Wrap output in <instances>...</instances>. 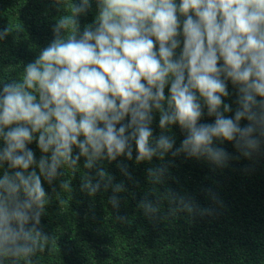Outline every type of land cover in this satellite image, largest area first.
Instances as JSON below:
<instances>
[{
  "label": "clouds",
  "instance_id": "clouds-1",
  "mask_svg": "<svg viewBox=\"0 0 264 264\" xmlns=\"http://www.w3.org/2000/svg\"><path fill=\"white\" fill-rule=\"evenodd\" d=\"M96 2L95 24L81 33L78 17L91 7L90 0L71 5L54 0L70 14L65 11L56 20L54 39L24 66L22 79L0 89V138L6 145L0 149V166L20 169L0 177V264L5 259L33 264L32 257L55 242L39 227L48 198L41 178L51 184L59 169L75 168L81 156L86 169L96 168V182L83 177L81 190L95 195L102 186L111 187L109 203L118 208L115 193L125 191L124 184H113V177L96 165L122 155L131 160L133 142L137 163L164 160L175 141L164 134L153 139L154 109L162 130L178 123L187 132L174 156L206 158L224 167L229 154L214 146V139L234 141L250 158L264 138V0ZM178 13L185 17L182 26ZM9 33V28L0 32V40ZM181 34L183 48L175 58ZM227 80L239 90L234 118L225 115L231 106L222 99L229 95ZM201 99L214 123L198 124ZM126 117L130 120L121 123ZM245 119L249 123L241 127ZM33 140L51 155L37 161L27 147ZM74 146L79 149L75 156ZM122 171L130 178L126 168ZM167 172L164 164L149 168L148 180L159 185ZM60 186L70 188L66 181ZM164 200L175 205L172 216L197 210L190 198L171 190L157 194L155 203L145 197L139 207L156 216Z\"/></svg>",
  "mask_w": 264,
  "mask_h": 264
},
{
  "label": "trees",
  "instance_id": "trees-1",
  "mask_svg": "<svg viewBox=\"0 0 264 264\" xmlns=\"http://www.w3.org/2000/svg\"><path fill=\"white\" fill-rule=\"evenodd\" d=\"M90 2L91 7L78 17L81 33L86 26L95 24L98 15L96 0ZM175 2L179 5L180 0ZM67 3L79 4L80 0H67ZM62 7L58 8L54 0H0V32L10 29L9 35L0 40V89L5 83L22 79L24 66L35 61L40 51L52 42L56 20L65 11L70 14V8ZM178 18L182 26L185 17L178 13ZM177 39L180 46L175 50V58L182 51L183 35ZM158 48L156 42L155 50ZM222 64L220 60L218 66ZM226 85L229 95L222 99L231 106V111L225 115L234 118L239 90L230 80ZM169 88L170 83L165 87L166 97ZM200 102L203 115L198 124L214 123L215 117L208 115L202 99ZM152 115L153 139L164 134L175 141L164 160L153 157L151 161L137 163L133 142L131 160L122 155L96 165L113 177V184H124L126 190L115 193L118 208L109 203L114 195L111 187L105 190L102 186L95 195L81 190L83 177L91 176L92 182H96V168L86 169L83 156L75 168L64 165L59 169L51 184L41 178L48 198L39 227L55 242L45 251L37 252L32 257L33 264H264V138L250 158L241 154L234 141L214 139V146L229 154L226 166L217 167L206 158H190L183 153L174 156L172 152L180 147L186 130L178 123L162 130L159 110L154 109ZM129 120L126 117L121 123ZM248 123L241 120L240 126ZM5 146L0 138V149ZM27 147L37 161L51 155L43 153L36 140ZM78 153L74 146L73 155ZM162 164L167 165L168 172L163 183L153 185L147 170ZM122 168L127 169L130 178ZM19 170L4 163L0 166V177L5 171ZM62 181L70 188L62 189ZM169 190L186 195L197 210L172 216L169 210L175 205L164 200L160 213L152 217L145 215L139 203L145 197L155 203L157 194ZM117 217L125 219L121 221ZM3 264L12 261L5 259Z\"/></svg>",
  "mask_w": 264,
  "mask_h": 264
}]
</instances>
